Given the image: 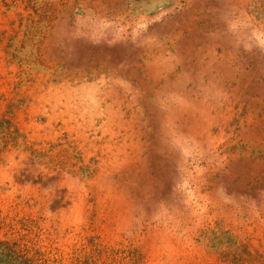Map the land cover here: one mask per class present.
<instances>
[{
	"label": "rangeland",
	"instance_id": "rangeland-1",
	"mask_svg": "<svg viewBox=\"0 0 264 264\" xmlns=\"http://www.w3.org/2000/svg\"><path fill=\"white\" fill-rule=\"evenodd\" d=\"M2 118L38 264H264V0H0Z\"/></svg>",
	"mask_w": 264,
	"mask_h": 264
},
{
	"label": "trees",
	"instance_id": "trees-1",
	"mask_svg": "<svg viewBox=\"0 0 264 264\" xmlns=\"http://www.w3.org/2000/svg\"><path fill=\"white\" fill-rule=\"evenodd\" d=\"M0 130L10 141L16 137V133L18 132V129L13 127L9 118H2L0 120ZM16 246L15 243L0 240V264H38Z\"/></svg>",
	"mask_w": 264,
	"mask_h": 264
},
{
	"label": "bare ground",
	"instance_id": "bare-ground-1",
	"mask_svg": "<svg viewBox=\"0 0 264 264\" xmlns=\"http://www.w3.org/2000/svg\"><path fill=\"white\" fill-rule=\"evenodd\" d=\"M180 182L184 183V182H185V180H184L183 178H181V179H180Z\"/></svg>",
	"mask_w": 264,
	"mask_h": 264
}]
</instances>
